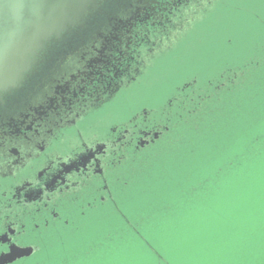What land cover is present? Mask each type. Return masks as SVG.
<instances>
[{
	"label": "rangeland",
	"instance_id": "obj_1",
	"mask_svg": "<svg viewBox=\"0 0 264 264\" xmlns=\"http://www.w3.org/2000/svg\"><path fill=\"white\" fill-rule=\"evenodd\" d=\"M195 9L95 119L184 100L170 134L121 174L119 211L25 264H264V0Z\"/></svg>",
	"mask_w": 264,
	"mask_h": 264
},
{
	"label": "flooded vegetation",
	"instance_id": "obj_2",
	"mask_svg": "<svg viewBox=\"0 0 264 264\" xmlns=\"http://www.w3.org/2000/svg\"><path fill=\"white\" fill-rule=\"evenodd\" d=\"M106 1L73 31L84 27ZM167 2L136 1L131 6V16L117 20V29L121 31L113 28L103 33L99 48H94L96 43L91 46L94 57L86 66L75 68L68 79L62 78L49 86L45 73L50 65L42 67L46 60L43 59L19 89L3 98L0 104V264H25L56 243L68 228L99 221L102 215L110 221L111 209L119 211L117 198L122 194V186H126L121 174L126 173L128 163L141 158L144 151L170 134L172 111L181 106L185 108L184 100L181 103L175 97L168 98L165 108L163 103L158 110L131 111L127 114L129 119L117 123L102 120L94 123L118 92L131 87L136 78L126 80L107 97L97 96L87 109L73 114L70 108L78 92L85 91L84 87L79 89L76 78L100 75L105 70L112 77L102 75L101 79L122 82L127 51L134 53L133 49L141 47L136 42L143 34V25L151 17L158 22L162 18L160 13L166 11L163 7L169 5ZM122 37L126 40L122 41ZM166 40L169 38L158 42V53L168 47ZM85 70L91 72L81 73ZM107 246L104 243L103 247ZM100 249L94 254L101 253ZM22 252L30 254L15 258ZM77 252L72 253L78 256Z\"/></svg>",
	"mask_w": 264,
	"mask_h": 264
},
{
	"label": "trees",
	"instance_id": "obj_3",
	"mask_svg": "<svg viewBox=\"0 0 264 264\" xmlns=\"http://www.w3.org/2000/svg\"><path fill=\"white\" fill-rule=\"evenodd\" d=\"M136 1L138 0H107L100 6L95 15L88 19L84 27L75 31L72 30L73 32L71 31L72 33L67 36V39L62 44L55 46L45 56L44 59L46 60L42 64V67L45 64L50 65V69L45 73V79L49 82L48 85L52 86L62 78L68 79L70 74L75 73L73 72L75 68L86 66L89 59L94 57V49L91 46H94L96 43L94 48H99L98 46L102 43L103 33L113 28L117 31L119 29H117L119 26L117 20L129 18L133 10L131 6ZM212 1L214 0H168L167 3L169 5L163 7L166 11L160 13L162 18L156 22L151 17L147 25H143V34L136 42V44H142L141 47L133 49L135 50L134 53L127 51L125 61L122 60L126 68L125 77H123L122 82L119 80L112 82L108 78L101 79L100 76L102 75H107L109 78L112 77V73H107L105 70L100 75L92 74V76H80V78H76L75 83L80 87L79 89L83 90L84 87L85 91L89 94L85 91L83 93L78 92V97L72 100L70 106L73 114L90 107L94 104L97 96H108L122 86V83L126 80L137 78L142 70L147 67L151 57L156 52H159L157 51L160 45L158 42L162 38H170L173 32L182 30L190 22L189 16L191 13H194L195 8H202ZM118 31L121 30L119 29ZM121 40L124 41L126 38L122 37ZM90 72V70H85L81 73L89 74ZM108 83H110V87L107 86ZM72 118L69 120H72ZM57 264H65V262H62L60 259V261H57Z\"/></svg>",
	"mask_w": 264,
	"mask_h": 264
},
{
	"label": "water",
	"instance_id": "obj_4",
	"mask_svg": "<svg viewBox=\"0 0 264 264\" xmlns=\"http://www.w3.org/2000/svg\"><path fill=\"white\" fill-rule=\"evenodd\" d=\"M102 1L0 0V104Z\"/></svg>",
	"mask_w": 264,
	"mask_h": 264
}]
</instances>
